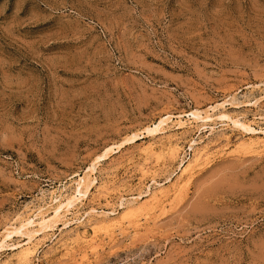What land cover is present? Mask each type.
Wrapping results in <instances>:
<instances>
[{
    "label": "rangeland",
    "instance_id": "374dc122",
    "mask_svg": "<svg viewBox=\"0 0 264 264\" xmlns=\"http://www.w3.org/2000/svg\"><path fill=\"white\" fill-rule=\"evenodd\" d=\"M222 101L216 111L254 131L174 117L145 135L165 112ZM263 131L264 0H0V233L138 133L96 163L68 227L27 257L15 234L0 264H264V147L247 146ZM191 146L207 156L179 176ZM156 187L165 195L151 202ZM133 202L148 206L120 216ZM101 216L117 221L89 227Z\"/></svg>",
    "mask_w": 264,
    "mask_h": 264
},
{
    "label": "bare ground",
    "instance_id": "6f19581e",
    "mask_svg": "<svg viewBox=\"0 0 264 264\" xmlns=\"http://www.w3.org/2000/svg\"><path fill=\"white\" fill-rule=\"evenodd\" d=\"M252 85V84H251ZM250 85V86H251ZM249 86V85H248ZM257 86V85H256ZM252 89V88H251ZM252 91V90H251ZM230 101H232L230 99ZM227 102V101H225ZM230 104L233 102H229ZM256 104V103H255ZM217 106H221V108L224 106V102H218L215 103L214 105H209L207 107V109H199L198 107L192 108L190 111L188 112H183V113H179V114H175L173 115L170 112H165L163 115L158 116V119H156V121L152 122L149 125H146L144 127V132L145 135H153L155 134L157 131L163 129V125H165L167 122L173 120L174 117H177L178 119L176 120V123L178 124V126L184 125L185 122H187V120L189 122H196L198 123L199 128L201 126H206L207 124L210 123H216V119H219V121H223V120H229L230 124L232 123V125L238 126L241 129H243V131H254V128L251 127L247 121L243 122L241 120H239V118L237 117H228L227 115H225L224 113H222L220 110L216 111V107ZM202 108V107H201ZM213 111V112H209V111ZM186 116L185 119H183L182 117ZM182 118V119H181ZM224 123V122H223ZM227 123V121H226ZM174 124V123H173ZM209 126L212 129L214 128V126ZM186 126V125H185ZM232 127V126H231ZM223 128V126H222ZM238 129V128H237ZM264 132V131H263ZM143 136V135H142ZM138 137V133L136 132H132L127 134L121 141L119 140V142L117 143H113V144H107L103 150L101 152H99L98 154L95 155V157L89 162V164L87 165V167L81 172H75L71 175V181L73 180L75 182V186L74 189L71 193H69L68 195H66L63 199H60V197L55 196L54 199V204H50V206H48L47 208H43L42 206L37 207L36 210H34L33 212H31V214L24 216L22 218L19 219L18 224L11 226V227H5L2 228L3 230L0 233V248L7 244L8 240L12 239V237L15 234H22L24 235V239L23 242L21 244L18 245V247L20 248V251L23 253L24 257L30 256L31 254H33L37 247V241L39 236L41 235H45L48 234L51 230V233H53V230L56 229V227L58 226H62L61 228H65L68 227L70 225V221L65 220L64 217L66 216V214L70 213L69 211L71 210V208L73 206H75V204L78 201H81L84 198L88 199L90 190L92 188V186H95L97 184V179H96V175H95V171H96V163L102 159H105L108 157V154L110 153V151H115L116 149H119L121 146H123L124 144L133 142L134 140H136ZM261 138V137H259ZM170 140V139H169ZM173 140V139H172ZM248 140V141H247ZM247 146L250 148V150H256L258 148L264 147V139H247ZM194 141V140H193ZM192 141V142H193ZM241 142V141H240ZM177 143V141H176ZM192 144H196V143H191ZM240 144V143H239ZM243 144V143H242ZM242 144H240V146H242ZM246 144V143H245ZM174 145V144H173ZM172 145V146H173ZM176 145V144H175ZM179 145V144H178ZM206 145V144H205ZM208 146V145H206ZM246 146V145H245ZM243 146V147H245ZM200 147V146H199ZM178 148V146H177ZM176 148V150H177ZM192 151L191 156H189V158L185 161V162H181L180 168H179V176L186 173L189 169H191V165L193 163H196L199 159H201L202 157H206L207 156V152H205V148L201 147V148H194V147H190ZM174 149V148H173ZM259 150V149H258ZM175 151V150H174ZM260 151V150H259ZM256 152V151H255ZM210 155V154H209ZM209 158V157H208ZM207 160V159H206ZM200 161V160H199ZM205 161V160H204ZM209 162V160H208ZM205 163V162H204ZM207 163V162H206ZM180 164V163H179ZM146 165V164H145ZM143 166V165H142ZM194 166V165H193ZM192 166V167H193ZM98 167V166H97ZM146 167V166H145ZM179 167V166H178ZM177 167V168H178ZM197 167V166H195ZM142 168V167H141ZM98 169V168H97ZM143 170V169H141ZM194 170V169H193ZM192 170V171H193ZM140 171V170H139ZM148 171L146 170L147 173ZM141 176H142V172ZM189 173V172H188ZM155 175V173H153ZM191 174V173H190ZM172 175V174H171ZM178 176V175H177ZM143 177V176H142ZM141 177V178H142ZM151 177V176H150ZM156 177V176H155ZM149 178V177H148ZM176 178V176H175ZM174 178V179H175ZM180 178V177H179ZM152 180L149 181H153L154 179L151 178ZM171 179V178H170ZM173 179V180H174ZM185 179V178H184ZM189 180V179H188ZM102 181V179H101ZM99 182V181H98ZM156 182V181H154ZM163 182V180L161 181ZM181 182V181H180ZM150 183V182H149ZM174 183V182H173ZM170 183L171 188H174V184ZM178 183V182H177ZM185 183V182H184ZM187 183V182H186ZM176 184V183H175ZM146 185V184H145ZM158 185V184H157ZM179 185V184H178ZM156 186V185H155ZM168 186V185H167ZM105 187V186H104ZM176 187V185H175ZM147 188V187H146ZM149 188V187H148ZM169 188V187H168ZM166 187V189H168ZM133 189V187H132ZM104 190V189H103ZM131 190V189H130ZM149 191V189H147ZM107 191V190H106ZM171 191V190H170ZM126 192V191H125ZM128 192V191H127ZM104 193V192H103ZM146 193V192H145ZM167 193V192H166ZM132 194V193H131ZM140 192L137 194V196H135L134 198H141L140 196ZM95 195V194H93ZM142 195V194H141ZM165 195L164 191L158 187H156V190L154 191H149L147 192V196H149L151 202H159L161 201L162 197ZM92 196V195H91ZM127 196V195H126ZM129 196V195H128ZM125 197V196H122ZM121 198V196L119 197V199ZM126 198V197H125ZM128 198V197H127ZM95 199V198H94ZM99 199V198H98ZM106 199V198H105ZM124 199V198H123ZM90 200V198H89ZM126 200V199H125ZM132 201V200H131ZM144 201V200H143ZM82 202V201H81ZM111 202V201H110ZM126 202V201H125ZM108 203V202H107ZM105 204V203H104ZM107 205V204H106ZM105 205V207H106ZM110 205V204H109ZM108 205V206H109ZM28 206V205H27ZM78 206V205H76ZM148 204H140L138 202H136V204L130 203V204H124L123 210H122V215H126V214H134L137 212H142V210L147 207ZM29 207V206H28ZM27 207V208H28ZM45 207V206H44ZM34 208V207H33ZM112 208V207H111ZM73 209V208H72ZM78 209V208H77ZM90 209V206H89ZM32 210V208H31ZM88 210V209H87ZM91 211L94 210V208L92 207L90 209ZM100 211V210H99ZM105 211V210H104ZM110 210H107V212ZM90 212V211H88ZM101 212V211H100ZM110 214H115L113 212V210L110 211ZM28 213V212H27ZM85 213V212H84ZM105 213V212H104ZM120 213V214H121ZM86 214V213H85ZM97 214V213H95ZM103 214V213H102ZM20 214H18L19 216ZM26 215V214H25ZM70 215V214H69ZM68 215V217L70 218V216ZM73 215V214H71ZM77 215V214H76ZM101 215V214H99ZM108 215V214H107ZM21 216V215H20ZM76 217V216H75ZM78 217V216H77ZM117 216H112V217H105V216H101V218L96 219V221L93 223V226L90 225L89 227L92 228H96V230H98L97 228H99L98 226H100L101 224L105 225V228L112 225L114 222L117 221ZM82 218V217H81ZM120 218V217H119ZM17 219V218H16ZM78 220V219H77ZM82 223V222H81ZM117 224V223H116ZM119 224V223H118ZM98 225V226H97ZM102 225V227H103ZM96 226V227H95ZM114 226V225H113ZM101 227V226H100ZM88 228V227H87ZM90 228V229H92ZM109 228V227H108ZM107 228V229H108ZM110 228H112L110 226ZM88 230V229H87ZM114 233V232H113ZM78 234V232H77ZM76 235V233H75ZM109 235H111L109 233ZM47 236V235H46ZM82 238L84 239V235L78 236V238ZM41 238V237H40ZM70 238V237H69ZM79 238V239H80ZM42 239V238H41ZM67 239V238H66ZM86 239V238H85ZM93 239V238H92ZM113 239V237H112ZM71 240V239H70ZM111 240V238H110ZM67 241V240H66ZM43 242V241H42ZM64 242V241H63ZM20 243V242H17ZM70 243V242H69ZM96 243V242H95ZM98 243V242H97ZM96 243V244H97ZM71 244V243H70ZM67 244V245H70ZM64 246V245H63ZM69 247V246H68ZM67 247V248H68ZM16 248V247H15ZM19 250V249H18ZM18 251V252H20ZM16 253V251H14ZM37 252V251H36ZM74 252V251H73ZM12 254V253H11ZM22 255V254H21ZM81 255V254H80ZM9 256V255H8ZM14 256V255H12ZM20 256V255H19ZM83 256V255H82ZM73 257V256H72ZM9 258H11L9 256ZM8 258V259H9ZM31 258V257H29ZM19 259V257H18ZM5 260V259H4ZM21 260V259H19ZM23 260V259H22ZM6 262V261H5ZM1 263V262H0ZM22 263V262H21ZM26 263V262H25ZM24 263V264H25ZM5 264V263H4Z\"/></svg>",
    "mask_w": 264,
    "mask_h": 264
}]
</instances>
